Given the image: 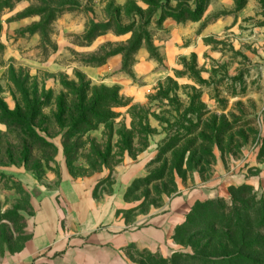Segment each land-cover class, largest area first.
Instances as JSON below:
<instances>
[{
	"label": "rangeland",
	"instance_id": "374dc122",
	"mask_svg": "<svg viewBox=\"0 0 264 264\" xmlns=\"http://www.w3.org/2000/svg\"><path fill=\"white\" fill-rule=\"evenodd\" d=\"M197 3L200 20L173 18ZM102 23L110 29L87 41L86 31ZM77 75L98 91L117 87L123 106L103 122L90 118L79 139L70 129L67 140L65 85L78 83ZM22 91L40 102L30 115L50 146L33 147L26 160L0 156V255L22 246L34 200L56 189L62 167L75 178L113 176L125 158L147 153V185L131 192L146 206L174 195L179 182L193 188L196 178L202 185L218 171L229 184L226 196L197 201L228 199L229 188L243 184L264 199V0H0V98L13 110L23 106ZM141 111L148 133L135 135L126 150L121 130ZM6 132L0 123L3 153H22V141ZM172 242L168 256L144 254L134 264L192 252Z\"/></svg>",
	"mask_w": 264,
	"mask_h": 264
},
{
	"label": "crops",
	"instance_id": "0c3cea01",
	"mask_svg": "<svg viewBox=\"0 0 264 264\" xmlns=\"http://www.w3.org/2000/svg\"><path fill=\"white\" fill-rule=\"evenodd\" d=\"M147 155L125 158L113 176L75 178L62 167L56 189L34 200L29 236L18 250L1 254L0 264H134L141 252L168 256L194 202L225 197L229 184L218 171L202 185L196 178L193 188L179 182L174 195L146 206L126 192L144 176Z\"/></svg>",
	"mask_w": 264,
	"mask_h": 264
},
{
	"label": "trees",
	"instance_id": "16d2710c",
	"mask_svg": "<svg viewBox=\"0 0 264 264\" xmlns=\"http://www.w3.org/2000/svg\"><path fill=\"white\" fill-rule=\"evenodd\" d=\"M201 16L202 5L198 3L192 11L180 9L173 13V18L178 22L187 20L195 22L200 20ZM109 29L107 23L94 24L86 31V40L91 41ZM115 31L125 32V27L116 26ZM77 77L78 83L71 86L65 85L70 97V104L65 105L66 111H62V116L66 117L67 123L61 126L69 129L63 133L67 140H69L70 129H76L72 135L79 139L83 135L82 129L88 127L90 118L103 122L106 112L113 107L123 106L117 87L101 88V91H98L95 87L90 88L88 83H84L80 75ZM20 94L23 97V106L16 102L13 110L8 109L0 98V123L6 125L8 134H14L19 144L20 140L22 141V147L17 146V149L23 150L22 153L18 154V150L7 149L4 154L1 146L2 136L0 135V156L4 155L8 160H11L15 153L20 155L19 158L22 160H26L33 147L40 149L42 144L50 146L45 138L34 130L38 126L30 115L36 110V107H39L40 102L36 100L35 95H33V99H30L25 91ZM62 100H64V94L59 97L58 101ZM60 102L59 107H61ZM144 115V111L134 113L130 129L126 130L123 126L120 137L124 139L126 150L135 135L146 136L148 133V123ZM136 121H138L137 124H135ZM58 123L62 124L61 119ZM8 134L4 135L7 137ZM33 138L37 140V143L32 142ZM188 150H184L181 154L179 164L173 166L174 170L181 169L180 165H182L184 155ZM171 158L173 159V156ZM190 159L191 156L186 161L187 166ZM4 162L6 159L0 157V165H3ZM167 163L162 167L163 171L168 169ZM143 179L145 178L136 179L126 194L136 192L135 188H138L139 185H147L146 183L141 184ZM148 193L142 194L143 199ZM229 194L228 199L214 198L196 201L184 223L176 227L172 237L176 243L189 246L192 252H175L171 257L154 264H264V199L257 198L252 192V188L246 184L230 187ZM144 254L153 256L147 252H141L138 256Z\"/></svg>",
	"mask_w": 264,
	"mask_h": 264
}]
</instances>
